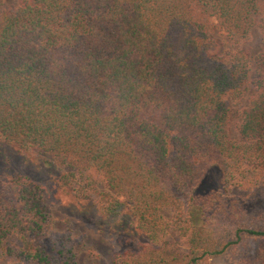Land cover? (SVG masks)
Here are the masks:
<instances>
[{"label": "trees", "instance_id": "obj_1", "mask_svg": "<svg viewBox=\"0 0 264 264\" xmlns=\"http://www.w3.org/2000/svg\"><path fill=\"white\" fill-rule=\"evenodd\" d=\"M255 26L263 52L233 139L229 99L249 78ZM0 141L67 166L68 186L97 173L114 192L100 213L123 203L148 240L118 264H209L242 234L256 242L235 264H264V230L227 193L264 186V0H0ZM207 175L218 186L201 193ZM50 212L45 186L0 180V261L77 264L67 238L45 243Z\"/></svg>", "mask_w": 264, "mask_h": 264}, {"label": "rangeland", "instance_id": "obj_2", "mask_svg": "<svg viewBox=\"0 0 264 264\" xmlns=\"http://www.w3.org/2000/svg\"><path fill=\"white\" fill-rule=\"evenodd\" d=\"M4 1L7 6L12 8L18 4V0ZM214 35L218 49L222 51V54L226 53L231 48L228 40L218 30H215ZM242 44L251 58V71L248 80L243 84L238 99H229L228 131L230 138L233 139H238L240 136L238 131L240 110L254 93L252 79L256 75L253 71L257 66V58L263 52L258 26L253 28L249 39ZM68 170L67 166L48 161L39 149L33 148L21 153L14 146L0 141V180L5 181L24 175L47 189L51 214L48 231L44 237L46 244L50 245L55 241L56 236H60L62 239H68V243L64 242V244L66 247H72L77 264H118V254L126 251L128 247L132 249L148 241L136 230L129 210L123 208V203L117 206L115 214L102 215L100 213L99 199L113 200L108 193L114 195V192L100 181L93 169L79 172L78 181L74 178V181L71 182L73 186H68L61 180L62 174ZM87 179L95 184L83 196L75 195L73 188L76 183H86ZM217 186L216 177L207 175L198 189L203 190L201 193H205ZM191 187L192 185L189 190ZM227 193L233 198L235 205L241 208L245 224L254 229L264 230V186L253 181L250 188L233 187ZM182 197L183 199L187 198L188 194L184 193ZM169 213L170 210L164 211L166 215ZM167 237L172 241L178 240V235L175 232H169ZM254 242L256 240L254 241L252 237L242 234L241 240L236 245L235 243L231 244L223 253L213 255L208 259V263L235 264L245 245L255 244ZM0 264L24 263L18 260H1Z\"/></svg>", "mask_w": 264, "mask_h": 264}]
</instances>
